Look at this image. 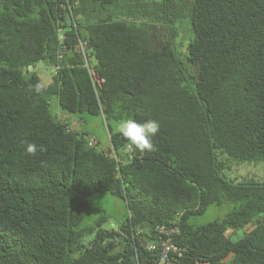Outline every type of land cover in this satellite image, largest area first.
I'll list each match as a JSON object with an SVG mask.
<instances>
[{
	"label": "trees",
	"instance_id": "obj_1",
	"mask_svg": "<svg viewBox=\"0 0 264 264\" xmlns=\"http://www.w3.org/2000/svg\"><path fill=\"white\" fill-rule=\"evenodd\" d=\"M74 1L72 17L63 0H0V264H153L157 226L175 224L169 264H264V181L226 176L264 161V0ZM41 61L58 68L36 92ZM52 96L101 116L111 146L54 114ZM129 116L160 125L153 151L114 132ZM97 193L125 203L117 227L89 221Z\"/></svg>",
	"mask_w": 264,
	"mask_h": 264
},
{
	"label": "rangeland",
	"instance_id": "obj_2",
	"mask_svg": "<svg viewBox=\"0 0 264 264\" xmlns=\"http://www.w3.org/2000/svg\"><path fill=\"white\" fill-rule=\"evenodd\" d=\"M187 36L188 34L186 32H182L176 41V44L181 43L184 50H186L187 43L190 41V38ZM35 70L39 73L44 83L48 84L52 81L55 73L53 67L47 66L41 61L35 65ZM51 110L63 121L66 120L70 122V125L78 131L82 132L85 130L89 132V136L94 137L99 141V146L104 148L111 146L108 127L105 120L101 116L68 113L60 108L56 96H52L51 98ZM112 124L114 126L115 122ZM226 176L228 178L239 179L249 177L264 181V161L235 164L232 168L226 171ZM85 199L90 203V222L104 215L109 217L104 226L117 227L118 224L126 217L127 207L123 200L116 196L108 193H97L92 196L85 197ZM232 208L233 204L230 202H226L220 206L212 205L204 213L195 216L193 221L206 223L217 218H223ZM242 232L244 231L239 230L238 233H235L232 229H229L227 234L233 237V240H236L238 238V234H242Z\"/></svg>",
	"mask_w": 264,
	"mask_h": 264
},
{
	"label": "clouds",
	"instance_id": "obj_3",
	"mask_svg": "<svg viewBox=\"0 0 264 264\" xmlns=\"http://www.w3.org/2000/svg\"><path fill=\"white\" fill-rule=\"evenodd\" d=\"M45 88L46 84L44 82H38L34 86L36 92H42ZM159 128L160 125L154 119L140 122L130 116L123 117L114 124V132L123 138L129 151H153L155 147L153 141ZM24 143L26 145V152L30 155L34 156L38 151H44L43 146L38 147L37 144L27 141Z\"/></svg>",
	"mask_w": 264,
	"mask_h": 264
},
{
	"label": "built area",
	"instance_id": "obj_4",
	"mask_svg": "<svg viewBox=\"0 0 264 264\" xmlns=\"http://www.w3.org/2000/svg\"><path fill=\"white\" fill-rule=\"evenodd\" d=\"M63 1H65V3L67 2L71 15L72 17H74L73 6H76L78 4V1H74L73 3L71 2V0H63ZM60 31L62 32V29H60ZM77 48L78 51L83 55L85 59L84 66L88 68L89 73L93 79L94 75L96 74L94 73V70L91 68L89 62L90 59L89 53L91 49L89 47L88 41L84 40L82 37H79ZM53 68L54 71L56 72L58 67H53ZM102 80H104V78H102ZM89 140L92 145L98 144V140L95 139L94 137L89 136ZM157 230L164 236L162 238L161 246L158 251L159 258L153 264H169L171 254L173 252H178L180 250V247L173 241V235L181 231L180 224H175L173 226L160 225L157 226ZM146 247L149 250H153L156 248V245L154 243H148Z\"/></svg>",
	"mask_w": 264,
	"mask_h": 264
},
{
	"label": "crops",
	"instance_id": "obj_5",
	"mask_svg": "<svg viewBox=\"0 0 264 264\" xmlns=\"http://www.w3.org/2000/svg\"><path fill=\"white\" fill-rule=\"evenodd\" d=\"M64 121H66V120H64ZM66 122H68V121H66ZM69 124H70V122H68ZM99 142V141H98Z\"/></svg>",
	"mask_w": 264,
	"mask_h": 264
}]
</instances>
